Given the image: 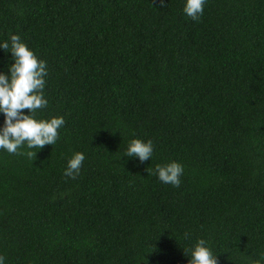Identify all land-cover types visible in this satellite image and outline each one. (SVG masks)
Segmentation results:
<instances>
[{
    "label": "trees",
    "instance_id": "16d2710c",
    "mask_svg": "<svg viewBox=\"0 0 264 264\" xmlns=\"http://www.w3.org/2000/svg\"><path fill=\"white\" fill-rule=\"evenodd\" d=\"M164 3L0 0V43L47 62L37 118L65 119L34 161L0 149L4 264H188L201 238L218 264L264 256V0H207L197 21ZM135 138L144 163L123 156ZM172 161L179 187L154 174Z\"/></svg>",
    "mask_w": 264,
    "mask_h": 264
},
{
    "label": "clouds",
    "instance_id": "9594fccd",
    "mask_svg": "<svg viewBox=\"0 0 264 264\" xmlns=\"http://www.w3.org/2000/svg\"><path fill=\"white\" fill-rule=\"evenodd\" d=\"M206 2L207 0H186L183 11L193 21H197L203 15ZM159 3L161 7L165 6L164 0H159ZM0 48L10 52L14 61L9 66L10 74L0 73V113L4 114V124L0 127V149L9 154L27 155L34 161L39 150L57 142L59 129L65 125V119L63 116L37 118L38 110L46 108L48 104L44 96L47 62L40 59L18 34L11 35L10 41L0 43ZM25 109L28 114H25ZM25 146L29 151L20 152ZM153 150L152 140L145 142L135 138L130 141L123 156L138 157L144 163L151 159ZM84 160V153L75 152L67 161L63 175L76 179ZM183 171L182 164L172 161L164 165L157 164L154 174L158 175L161 182L179 187ZM188 251L191 252L188 264H218V255L205 239H198L191 249L184 250L185 255ZM4 261L5 257L0 256V264H4ZM246 264H264V256L259 259L248 258Z\"/></svg>",
    "mask_w": 264,
    "mask_h": 264
}]
</instances>
